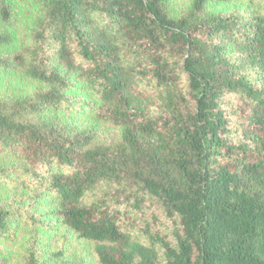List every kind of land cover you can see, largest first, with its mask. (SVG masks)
Returning a JSON list of instances; mask_svg holds the SVG:
<instances>
[{
	"label": "trees",
	"instance_id": "1",
	"mask_svg": "<svg viewBox=\"0 0 264 264\" xmlns=\"http://www.w3.org/2000/svg\"><path fill=\"white\" fill-rule=\"evenodd\" d=\"M0 89V264H264V0H0Z\"/></svg>",
	"mask_w": 264,
	"mask_h": 264
},
{
	"label": "rangeland",
	"instance_id": "2",
	"mask_svg": "<svg viewBox=\"0 0 264 264\" xmlns=\"http://www.w3.org/2000/svg\"><path fill=\"white\" fill-rule=\"evenodd\" d=\"M3 90L4 89H0V93H2L3 92ZM146 211H147V216H146V218L149 216V218L151 217V215H150V213H151V208L150 209H146ZM155 214H157V215H160V213H159V210H157L156 208H155Z\"/></svg>",
	"mask_w": 264,
	"mask_h": 264
}]
</instances>
